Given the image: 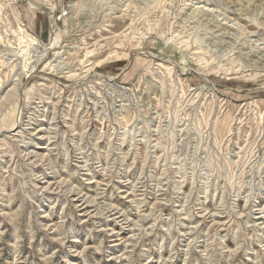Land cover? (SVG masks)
I'll return each mask as SVG.
<instances>
[{
    "label": "rangeland",
    "instance_id": "1",
    "mask_svg": "<svg viewBox=\"0 0 264 264\" xmlns=\"http://www.w3.org/2000/svg\"><path fill=\"white\" fill-rule=\"evenodd\" d=\"M0 264H264V0H0Z\"/></svg>",
    "mask_w": 264,
    "mask_h": 264
}]
</instances>
